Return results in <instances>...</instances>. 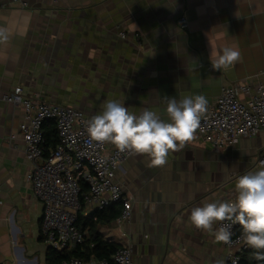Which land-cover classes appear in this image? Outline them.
I'll use <instances>...</instances> for the list:
<instances>
[{
  "label": "crops",
  "instance_id": "obj_1",
  "mask_svg": "<svg viewBox=\"0 0 264 264\" xmlns=\"http://www.w3.org/2000/svg\"><path fill=\"white\" fill-rule=\"evenodd\" d=\"M0 1V28L9 33L0 43V95L21 85L26 95L90 117L116 100L137 115L149 109L167 120L165 97L200 94L211 105L223 86L264 81V0ZM223 46L238 48L242 58L214 70L210 59ZM22 119L21 107L0 102V264H47L42 204L26 179ZM263 150L264 129L219 151L196 133L162 167L131 155L116 172L131 218L98 219L97 203L89 201L78 223L88 237L96 231L118 247L131 245L134 264H230V249L190 224L191 209L234 200L236 178L260 166ZM114 205L121 212L122 204Z\"/></svg>",
  "mask_w": 264,
  "mask_h": 264
},
{
  "label": "built area",
  "instance_id": "obj_2",
  "mask_svg": "<svg viewBox=\"0 0 264 264\" xmlns=\"http://www.w3.org/2000/svg\"><path fill=\"white\" fill-rule=\"evenodd\" d=\"M23 6L25 2L13 0ZM56 2L60 0H54ZM0 7L3 3L0 1ZM179 24L188 25L181 16ZM122 37L126 33L121 31ZM0 102L12 103L23 109L19 123L31 166L26 179L32 185L36 198L42 204L41 230L45 242L59 251L70 250L88 239L79 226V214L84 202H95L99 210L121 203L118 221L123 223L132 216L130 197L124 194L123 185L116 172L132 155L119 152L114 145L92 141L86 131L91 117L81 109L34 98L24 93L21 85L0 95ZM55 122L59 142L53 149L46 146L44 124ZM264 129V81L256 85L248 82L223 86L215 102L207 111L196 132L217 150L237 142L242 137L257 136ZM15 134L11 135L14 138ZM264 162V150L258 164ZM82 183L88 190H82ZM96 218V217H94ZM233 225V244H224L231 253L230 264H241V254L249 247L237 243L241 232ZM218 226V225H217ZM114 264H134L133 248L123 245L111 255ZM94 258L84 260L73 256L61 264H89ZM108 264V260H101Z\"/></svg>",
  "mask_w": 264,
  "mask_h": 264
},
{
  "label": "clouds",
  "instance_id": "obj_3",
  "mask_svg": "<svg viewBox=\"0 0 264 264\" xmlns=\"http://www.w3.org/2000/svg\"><path fill=\"white\" fill-rule=\"evenodd\" d=\"M8 39V30L0 28V43ZM241 58L238 48L223 46L210 63L214 70L221 71ZM165 100L167 120L149 109L137 115L124 103L108 100L102 112L86 122L87 134L92 141L112 144L121 153L146 156L149 167H162L171 152L182 150L196 138L208 105L200 94ZM235 193L234 200H214L192 208L190 224L229 246L233 244V225L238 224L242 231L237 243L255 250L254 258L264 261V162L236 178ZM216 264L223 262L218 260Z\"/></svg>",
  "mask_w": 264,
  "mask_h": 264
},
{
  "label": "trees",
  "instance_id": "obj_4",
  "mask_svg": "<svg viewBox=\"0 0 264 264\" xmlns=\"http://www.w3.org/2000/svg\"><path fill=\"white\" fill-rule=\"evenodd\" d=\"M44 134L46 140V146L48 149H53L59 142L57 128L53 120H48L44 124ZM82 190L86 192L88 190L87 184L82 183ZM107 208V207H106ZM104 208L97 212V218L111 219L118 217L120 209H117L114 204L108 206V210ZM80 216V214H79ZM81 217V216H80ZM85 224V223H84ZM83 224V226H84ZM80 226V225H79ZM237 232H241L242 229L239 225L236 227ZM118 248L111 240L104 239L98 232L92 231L90 237L81 243L75 245L70 250L59 251L49 246L48 263L47 264H61L64 259H68L73 256L80 257L84 260H90L95 258L98 260H108V264H114L111 259V255ZM255 250L248 248L241 254V264H264V261H258L254 258Z\"/></svg>",
  "mask_w": 264,
  "mask_h": 264
}]
</instances>
